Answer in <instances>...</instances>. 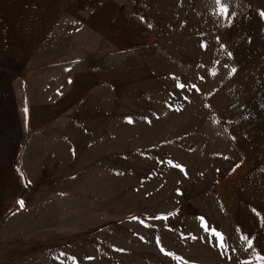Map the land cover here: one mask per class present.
<instances>
[{
    "label": "rangeland",
    "instance_id": "1",
    "mask_svg": "<svg viewBox=\"0 0 264 264\" xmlns=\"http://www.w3.org/2000/svg\"><path fill=\"white\" fill-rule=\"evenodd\" d=\"M222 3L87 0L23 53L0 29V264H264V0Z\"/></svg>",
    "mask_w": 264,
    "mask_h": 264
},
{
    "label": "crops",
    "instance_id": "2",
    "mask_svg": "<svg viewBox=\"0 0 264 264\" xmlns=\"http://www.w3.org/2000/svg\"><path fill=\"white\" fill-rule=\"evenodd\" d=\"M87 0H33L37 5L35 8L37 10H24L20 11H9L3 9V15H0V29L3 32V42L6 46L12 45L14 43L18 44L19 41L22 46L16 47L19 52L24 51V42L28 39L25 38L24 34H35L36 38L44 37V29L57 28L60 25L61 28L67 29L63 30L62 34L70 37L73 34H77V29L72 31L71 28L73 24H76V19L78 18L75 14V4L81 2H86ZM8 0L3 1V7L9 8L7 4ZM81 17L84 14L80 9L78 12ZM81 25V23H80ZM27 27H31L30 32ZM40 30V32L38 30ZM52 31H49V33ZM53 33H56L55 31ZM18 34V35H17ZM34 38L31 37V39ZM30 39V41H31ZM65 39V38H64ZM37 41V39L33 40ZM29 49H31L29 47ZM6 51L3 49V73L0 71V128L3 123L9 121L10 114L7 113V109L14 107L16 96L15 89H19L22 92V84L25 80L22 78L24 73L23 68L25 67V60L23 58L24 54H16L15 56H7ZM8 57V58H7ZM39 65V63H37ZM3 138L5 134L3 133ZM9 142H4L3 146L9 145ZM1 145V144H0ZM3 154V148L0 155ZM3 158V157H2ZM3 178V177H2Z\"/></svg>",
    "mask_w": 264,
    "mask_h": 264
},
{
    "label": "snow or ice",
    "instance_id": "3",
    "mask_svg": "<svg viewBox=\"0 0 264 264\" xmlns=\"http://www.w3.org/2000/svg\"><path fill=\"white\" fill-rule=\"evenodd\" d=\"M216 2L220 5V9H219L220 12L222 14H224L225 16H227V14H228V5L222 3V0H216ZM262 15H264V13H262ZM232 71L234 72L235 69H232ZM19 203L21 205H23L24 202L21 200V201H19ZM253 211H255V210H253ZM201 219L203 220V217H201ZM205 226L207 227L206 223H205ZM212 232H213L214 236H218L220 238V246L221 247H226L225 238H224L223 234L218 232V231H216L215 229H212ZM258 259H264V257H258Z\"/></svg>",
    "mask_w": 264,
    "mask_h": 264
}]
</instances>
